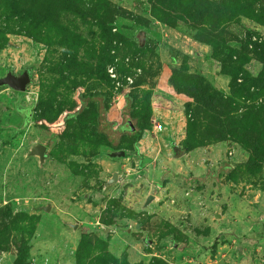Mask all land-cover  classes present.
<instances>
[{
  "label": "rangeland",
  "instance_id": "1",
  "mask_svg": "<svg viewBox=\"0 0 264 264\" xmlns=\"http://www.w3.org/2000/svg\"><path fill=\"white\" fill-rule=\"evenodd\" d=\"M25 69L0 264H264V0H0V79Z\"/></svg>",
  "mask_w": 264,
  "mask_h": 264
},
{
  "label": "water",
  "instance_id": "2",
  "mask_svg": "<svg viewBox=\"0 0 264 264\" xmlns=\"http://www.w3.org/2000/svg\"><path fill=\"white\" fill-rule=\"evenodd\" d=\"M9 75L6 76L3 79H0V85H3L13 91L16 92H22L25 90L26 86L30 83V74L29 71L27 69L23 70L20 74L18 75H14L10 72H8ZM25 158L26 157H34L36 158L37 164L38 166H41L42 162L45 160V158L47 157V149L46 146L41 144V143H34L33 145H31L30 147H28V149L26 150L25 154H24ZM109 157H123L124 156V151L123 150H114L108 153ZM117 179V175L116 172H112L110 174V176L108 177V179H106L105 184L108 185L110 183L115 182ZM153 199V195L148 194L145 196L144 201H143V206L147 205L148 203H150V201H152ZM215 217H218V214L214 215ZM67 224L69 226L72 227V229H74L76 226L74 224H71L69 222H67ZM109 229L105 228L104 230H102L103 234H105ZM124 232H129L128 228L123 229ZM238 252H241V247L237 246L236 247Z\"/></svg>",
  "mask_w": 264,
  "mask_h": 264
},
{
  "label": "crops",
  "instance_id": "3",
  "mask_svg": "<svg viewBox=\"0 0 264 264\" xmlns=\"http://www.w3.org/2000/svg\"><path fill=\"white\" fill-rule=\"evenodd\" d=\"M163 86V85H162ZM168 88V87H167ZM163 92H166V93H169V88H168V91L164 90L162 88ZM110 108L107 110L106 114H107V120H110L112 122H115V124H118L119 122H121V120H119L120 116H119V109L115 110L114 112H110L109 111ZM167 118V120L169 119V116H165ZM164 117V118H165ZM155 128V127H154ZM154 128H150V130H145L143 132H141L140 134V138H139V142H140V146L141 148L144 150L146 144H149V142L146 140V138L144 137L145 135H147L148 137L151 135L152 132H155ZM143 135V138H141V136ZM153 198H154V195H153Z\"/></svg>",
  "mask_w": 264,
  "mask_h": 264
},
{
  "label": "trees",
  "instance_id": "4",
  "mask_svg": "<svg viewBox=\"0 0 264 264\" xmlns=\"http://www.w3.org/2000/svg\"><path fill=\"white\" fill-rule=\"evenodd\" d=\"M121 115H123V112L120 113ZM120 115V117H121ZM122 118V117H121ZM0 128H1V125H0ZM139 137V133H137L135 136H134V139L135 138H138ZM177 153H174L173 156H175Z\"/></svg>",
  "mask_w": 264,
  "mask_h": 264
},
{
  "label": "built area",
  "instance_id": "5",
  "mask_svg": "<svg viewBox=\"0 0 264 264\" xmlns=\"http://www.w3.org/2000/svg\"><path fill=\"white\" fill-rule=\"evenodd\" d=\"M154 127H155L157 130H160L161 125L158 123V124H156Z\"/></svg>",
  "mask_w": 264,
  "mask_h": 264
}]
</instances>
